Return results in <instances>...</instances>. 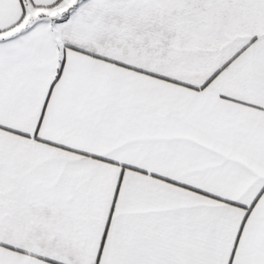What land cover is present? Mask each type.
Here are the masks:
<instances>
[{
    "label": "snow or ice",
    "instance_id": "6c2138e0",
    "mask_svg": "<svg viewBox=\"0 0 264 264\" xmlns=\"http://www.w3.org/2000/svg\"><path fill=\"white\" fill-rule=\"evenodd\" d=\"M0 264H264V0H0Z\"/></svg>",
    "mask_w": 264,
    "mask_h": 264
}]
</instances>
